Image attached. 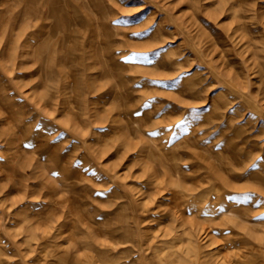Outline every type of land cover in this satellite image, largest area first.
I'll list each match as a JSON object with an SVG mask.
<instances>
[{"label":"rangeland","instance_id":"rangeland-1","mask_svg":"<svg viewBox=\"0 0 264 264\" xmlns=\"http://www.w3.org/2000/svg\"><path fill=\"white\" fill-rule=\"evenodd\" d=\"M0 264H264V0H0Z\"/></svg>","mask_w":264,"mask_h":264},{"label":"bare ground","instance_id":"bare-ground-1","mask_svg":"<svg viewBox=\"0 0 264 264\" xmlns=\"http://www.w3.org/2000/svg\"><path fill=\"white\" fill-rule=\"evenodd\" d=\"M118 224V223H117ZM114 228V227H113Z\"/></svg>","mask_w":264,"mask_h":264}]
</instances>
